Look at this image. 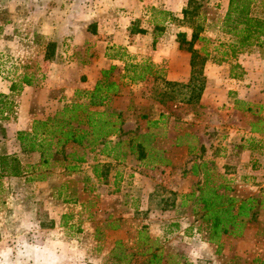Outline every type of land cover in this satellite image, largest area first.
I'll return each mask as SVG.
<instances>
[{
  "label": "crops",
  "instance_id": "crops-1",
  "mask_svg": "<svg viewBox=\"0 0 264 264\" xmlns=\"http://www.w3.org/2000/svg\"><path fill=\"white\" fill-rule=\"evenodd\" d=\"M14 1L16 20L20 16L16 6L21 4L29 9L26 20L31 26L27 30L46 40L40 55L45 65L44 87L39 91L48 97L42 108L44 115L36 114L38 110L27 101L18 106V113H14L16 130L29 131L33 120L52 116L78 96L81 100L83 93L91 91L100 80V73L110 67L114 68L108 78L120 86L118 93L93 110L119 113V127L122 130L127 127L125 131L130 125L122 121L123 117L128 114L133 117L129 99L140 98L146 81L186 84L190 79L189 56L177 48L174 35L169 36L171 25L167 16L178 17L188 0H24L25 4L22 0ZM227 1L216 0L222 18ZM259 11L256 6L253 8L254 14L260 15ZM10 25L5 23L4 29ZM20 26V30H26L25 24ZM189 34L186 33L188 37ZM144 60L154 66L152 75H146L142 82L121 86L126 63L140 64ZM161 63L165 64L164 70L160 69ZM234 63L239 67L238 75L231 77L229 64ZM209 66L208 63L203 66L204 89L198 101L205 100L210 105L208 127L172 138L169 129L160 137L148 129L139 132L138 135H148L143 143V156L138 158L137 151L133 148L130 152L128 147L121 155V158L129 156L136 166L130 172L132 176L129 175L132 185L126 190L131 193L125 199L128 210L120 220L108 225L110 242L105 243L106 247L96 248L94 255L87 254L82 238L89 236L84 233L87 226L92 227V232L96 227L86 220L80 226L85 228L83 234L73 239L63 232L48 233L46 250L42 251L48 260L42 264H76L71 259L75 253L82 258L78 264H85V257H93L94 264H264V230L260 229L264 228V122H258L264 121V56L252 47L218 65L220 73L213 76L217 85L213 89L205 73ZM21 85L20 93H26V98L38 92L29 85ZM0 92L9 93L8 89ZM157 103L160 107L159 100ZM144 104L149 106L153 102L149 99ZM159 114L164 115L158 109L156 116L142 113L140 117L146 127L158 130L162 126ZM113 139L109 138L112 144ZM173 151L185 158L181 167L176 166ZM106 158L109 161L99 163L84 157L81 164L93 178L94 164H107L111 171L113 162L118 161ZM144 167H149L151 174L154 169L159 170L160 178L147 171L141 174L138 170ZM117 176L115 171L110 184L115 187L109 190L118 191ZM170 177H176L177 181L170 184ZM204 179L221 192L226 188L236 205L248 197L255 198L251 203L254 217L243 219L240 229L222 234L215 242L208 240V231L199 220L195 203L197 187ZM99 185L106 190L110 186ZM190 193L193 196L188 197ZM131 196L134 198L128 199ZM55 225L60 227L64 223L57 219ZM253 225L256 227L252 228Z\"/></svg>",
  "mask_w": 264,
  "mask_h": 264
},
{
  "label": "rangeland",
  "instance_id": "rangeland-1",
  "mask_svg": "<svg viewBox=\"0 0 264 264\" xmlns=\"http://www.w3.org/2000/svg\"><path fill=\"white\" fill-rule=\"evenodd\" d=\"M194 1L195 4L199 5L198 15L201 19L191 18L189 22H184L181 13L178 17L167 15L171 25L169 36L174 35L175 45L177 46L176 34L183 32L188 34L191 31L189 26L193 27L197 22L202 25L203 31L200 36L207 39L208 42L205 44L197 43L196 49H199L201 45L211 47L220 41L224 42L227 35L222 31V17L218 12V6H216L218 2L216 0ZM21 3L25 4V1L22 0ZM16 7L19 9L20 15L18 20L15 16V1L0 0V91L8 89L12 82L17 84L22 76H26L31 82L29 86L38 92L32 98H26V93L21 94L20 90L8 94L0 92L13 103L10 111H4L0 115V153L15 156L23 171L17 179L0 178V264H42L46 262L48 257L42 251L46 250V238L49 237L47 234L63 232L65 237L73 239L83 234L85 228L80 226L86 220H90L96 229L92 232V227L87 226V231L85 230L84 233L89 234V236L82 238V243L85 245L87 254L94 255L96 248L106 247L105 243L110 242L111 234L108 225L117 219L120 220L121 216L125 215L128 210L125 199L131 193L128 194L126 190L128 186L132 185L130 172L136 164L127 155L121 158L122 153H126L127 150L128 145L125 142H121L116 147L115 153L118 154V161L110 164L112 170L107 172L105 179L90 178L86 174L88 168H84L82 164H75L71 160L72 158L68 156L73 152L74 156L82 154L91 159V162L109 161L100 153L99 150L102 147L100 145L94 146L92 150H89V147L65 145L57 154L50 156L48 163L44 166L40 165L36 153H23L19 150L16 133L28 131L16 130L14 124L16 123L15 118L17 116L15 114L18 113V106L27 101L33 105L35 110H38L36 114L44 115L45 111L42 108L45 107L44 104L48 101V97L39 91L44 87L42 79L45 65L41 62L40 55L44 50L46 40L34 31L27 30L31 26L26 20L30 16L29 9L23 8L21 4ZM5 23L11 24L6 30L4 29ZM22 24L26 25L24 27L26 30H20ZM180 51L185 54L184 51ZM261 55L264 56V53ZM216 57H218L217 54ZM176 61L178 62L177 66H179L180 60ZM207 63L210 66L205 73L211 79L210 88L213 89L217 86L213 76L220 73V70L218 65L210 61ZM159 66L161 70H164V63ZM176 70L179 68L177 67ZM180 86H165L162 81L158 80L146 81L143 90H141L140 98L133 96L129 99L130 108H133V117L128 114L122 119L124 123H129V130L125 131L127 130L126 127L124 130L121 129L122 132L126 133L125 135L111 136L114 137L113 142L136 139L138 133L146 129L156 131L157 137H160L163 131L165 134L166 130L169 129L171 138L177 134L199 131L202 127L206 129L210 124V120L207 118L209 115L207 108L210 105L205 100L192 105L184 104V100L188 97V90L182 89ZM76 98L79 99V97ZM149 99L152 100L153 104L146 106L144 103H148ZM158 100L160 107L155 104ZM145 107L147 110H144ZM158 109L164 113L162 126L158 130L153 127L149 129L140 115L143 113L147 116H156ZM50 151H54V148L51 147ZM172 153L176 157V166L181 167L185 158L178 151ZM74 164L76 168L69 169ZM139 165L142 166V164ZM148 168H143L146 170L139 168L138 171L141 174L147 171L151 176L155 174L160 178L159 170L155 171L154 169L153 174H151L147 170ZM115 171L118 173L115 182V185L119 187L117 192L109 190L115 187L113 185L112 188L110 185L113 182ZM176 181V177H170L168 180L170 184ZM99 184L110 186L106 190ZM133 198L131 196L128 199ZM257 214L258 212H256ZM57 219H59V223L62 220L64 225L56 227ZM255 227V225L252 226V228ZM260 229L264 230L261 226ZM87 258H84L85 264H94L96 261L93 257ZM71 259L75 260L72 262L76 264L80 259L82 262L78 253L72 254Z\"/></svg>",
  "mask_w": 264,
  "mask_h": 264
},
{
  "label": "trees",
  "instance_id": "trees-1",
  "mask_svg": "<svg viewBox=\"0 0 264 264\" xmlns=\"http://www.w3.org/2000/svg\"><path fill=\"white\" fill-rule=\"evenodd\" d=\"M194 2V0H188L184 8L181 9L184 22H189L191 18L201 19L198 15L199 5ZM255 6L260 9V15L253 13ZM221 25L227 38L224 42L220 41L211 47L201 45L199 49L195 48L197 43L208 42L207 39L200 36L203 31L200 22H197L193 27L189 26L191 30L189 37L185 33H177L175 36L177 48L189 56L190 79L186 84L164 80L162 82L165 86L181 85L182 89L188 90V97L183 102L186 105H192L199 101L204 89L203 66L207 61L216 65L227 63L242 51L252 47L259 49L261 53L264 52V0H228ZM153 43L154 41H152ZM113 68L110 67L107 71H102L100 80L91 91L83 93L81 100L77 99L64 104L52 116L33 120L28 132H17L16 140L19 150L23 153H38L39 163L44 166L48 163L49 157L57 154L65 145L89 147V150L100 145L102 147L99 151L102 155L116 160L118 154L115 153V149L121 142H125L128 145V150L131 152L134 148L138 153V158H141L143 143L147 142L148 135L139 134L136 139L118 140L109 146V137L126 134L119 127L121 124L120 114L112 110H93L95 107L103 106L111 96L118 93L120 86L108 78ZM153 68L154 66L146 60L140 64L132 61L127 62L123 68V75L120 77L121 81L124 80L121 86L124 83L132 84L144 81L146 75H152ZM238 69L236 63L229 64V75L236 77ZM30 83L26 76H22L17 84L10 83L8 91L10 93L18 92L21 84L30 85ZM12 106L13 103L8 100L7 96L0 94V115L4 111H10ZM163 117V114H159L160 123L163 122L161 119ZM258 122L263 123L264 121L259 119ZM51 147L54 148L52 152L50 151ZM72 153L68 156L75 164H81L84 161L82 154L74 156ZM75 164L71 165L72 167L69 169H75ZM106 165L94 164L91 169L93 177L105 179L108 172ZM22 173L21 165L15 156L0 155V178L19 177ZM219 190V187L210 186L209 181L204 179L197 187L195 197L199 220L206 226L208 240L211 242H215L222 234L233 233L240 229L242 220L249 216L252 218L255 214L254 211H251V203L255 201L254 197H248L236 205V200L227 194L226 188H223L222 192ZM187 196L191 197L193 193Z\"/></svg>",
  "mask_w": 264,
  "mask_h": 264
}]
</instances>
